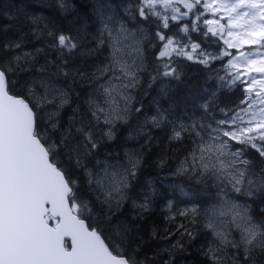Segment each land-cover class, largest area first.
<instances>
[{
	"label": "snow or ice",
	"instance_id": "1",
	"mask_svg": "<svg viewBox=\"0 0 264 264\" xmlns=\"http://www.w3.org/2000/svg\"><path fill=\"white\" fill-rule=\"evenodd\" d=\"M58 5L62 10L69 7L66 0H58ZM125 11L126 18L104 24L96 49L89 50L92 54L100 46L111 49L108 62L93 72L73 70L62 59L55 64L46 60V65L56 67L54 75L86 80L92 88L84 101L87 110L73 109L66 125L59 110L69 103L68 91L51 83V77L26 80L19 91L13 80L44 49L20 51L18 40L0 48L8 56L0 59V264H140L123 250L130 230L119 224L110 235L109 226L144 164L143 145L126 149L114 164L95 157L103 141L116 140L119 128L141 112L133 104L132 90L146 71L144 46L152 43L150 36L159 42L153 82L161 76L179 79L180 70L173 66L179 63L176 58L213 70L215 61L224 72L219 79L240 90L242 98L219 108L223 118L212 116L210 122L169 121L158 110L129 138L140 136L146 126L171 124L170 140H189L173 175L213 191L214 202L175 210L186 220L191 217L189 225L180 226L181 239H194L203 222L202 228L213 237L202 249L208 264H239L241 250L244 264H255L257 252L264 253V219L257 222L243 198L264 194V0H137ZM190 16L194 19L185 22ZM148 22L155 24L154 33L143 27ZM176 22L181 26L169 35ZM190 31L217 38L223 47L205 51ZM30 32L49 40L48 47L61 54L82 47L78 30L61 29L41 17L31 19ZM201 107L207 113L214 105ZM250 153L256 160L248 158ZM155 163L168 166L165 158ZM149 206L146 195L136 206L137 214ZM166 207L174 209L171 201ZM174 247L183 245L177 240Z\"/></svg>",
	"mask_w": 264,
	"mask_h": 264
},
{
	"label": "trees",
	"instance_id": "2",
	"mask_svg": "<svg viewBox=\"0 0 264 264\" xmlns=\"http://www.w3.org/2000/svg\"><path fill=\"white\" fill-rule=\"evenodd\" d=\"M66 2L69 7L62 10L58 0H0V48L7 41L18 40L22 41L20 51L34 53L38 48L44 49L36 55L34 64L13 77V80L18 82L16 90L19 91L26 80L40 79L41 76L45 79L51 77V83L65 89L69 94V103L59 110V118L65 125L73 115V109L79 106L82 113L87 110L84 101L92 92V88L86 80L74 81L72 77L54 75L56 72L54 64L60 63L62 59L68 62L71 69L90 73L96 66L107 63L111 53L109 47L100 46L98 51L92 54L88 52L96 49V38L104 24L110 19L116 21L126 18L125 9L134 6L137 0H66ZM33 17H41L44 23L54 24L64 30L72 29L74 33L78 30L82 47L74 50L72 54H61L55 49H50L49 40L37 39L30 32ZM174 25L177 30L181 26L178 22ZM200 26L203 27L202 24ZM143 27L149 33L156 31L155 24L151 22L144 23ZM177 30L172 26L168 34ZM190 34L202 47L212 48L213 52L222 46L217 38L204 37L200 32ZM149 39L152 43H146L144 46L146 71L140 74L139 86L132 90L136 97L133 104L141 108V112L136 113L127 126L122 125L119 128L116 140L103 141L104 147L99 149L95 157L101 161L107 159L109 163L114 164L116 158L123 157L126 149L140 148L143 145L144 164L131 183L124 206L113 216L112 224L109 226L113 232L109 234H113L119 224L126 226L130 230L129 240L123 250L140 264H166L168 261H171V264H208L202 249L213 239L211 233L202 228L201 222L194 239L189 240L187 236L181 239L180 233L183 232V228L180 226L189 225L191 217L186 220L182 216H177L175 211L193 206L204 208L214 202L213 191H205L203 185H198L185 176L173 175L176 161L183 159L190 147V141L170 140L171 124H162L160 128L146 126L145 132L135 138H129V133L138 131L145 118L156 115L158 110H163L169 121L210 122L209 118L212 116L221 119L223 116L219 108L231 107L238 103L242 98L241 91L235 87H228L219 79L224 73L220 63L215 61L213 70L211 66L205 67L185 58H176L179 63L173 66L180 70L179 79L161 76L153 82L151 78L156 75L159 63V42L151 36ZM153 44L157 46L154 47ZM0 59L7 60L8 56L0 51ZM46 60L53 61L54 64L46 65ZM42 66H45L47 71L42 72ZM160 71H163L162 67ZM162 91L166 94L162 95ZM204 103L213 104V109L206 113L201 107ZM47 111L53 112L55 109L48 108ZM47 119L45 115V122ZM148 136L152 139H147ZM161 158L168 160V166L164 168L157 166L155 162ZM248 158L256 160L252 153ZM256 162L258 164V161ZM146 195L149 197L150 206L147 211L138 215L139 209L136 206L145 202ZM243 199L247 200L257 222L264 219V194L257 193L255 197ZM169 201L174 205L171 212L166 207ZM170 216L174 221L168 219ZM177 240L181 241L182 248L174 247ZM116 243L119 244V240H116ZM232 251L229 250L230 253ZM245 259L241 250L239 264H244ZM255 264H264V253L257 252Z\"/></svg>",
	"mask_w": 264,
	"mask_h": 264
},
{
	"label": "rangeland",
	"instance_id": "3",
	"mask_svg": "<svg viewBox=\"0 0 264 264\" xmlns=\"http://www.w3.org/2000/svg\"><path fill=\"white\" fill-rule=\"evenodd\" d=\"M192 19H194V17H192L191 18V20ZM174 27V30H176V27L175 26H173ZM180 34H182V35H184L183 33H180ZM169 35H171V34H169ZM189 35H191L190 33H189ZM192 37V36H191ZM192 39H193V37H192ZM221 44H222V42H221ZM223 47V44H222V46H221V48ZM205 51H208V52H213V49L212 48H207V47H202ZM130 59V58H129ZM224 73V72H223Z\"/></svg>",
	"mask_w": 264,
	"mask_h": 264
}]
</instances>
